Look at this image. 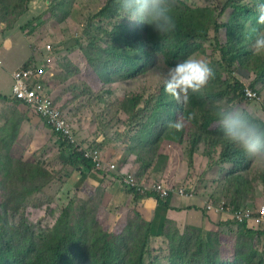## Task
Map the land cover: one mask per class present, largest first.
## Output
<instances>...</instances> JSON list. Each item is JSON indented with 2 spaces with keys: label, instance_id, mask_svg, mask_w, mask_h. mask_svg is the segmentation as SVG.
I'll list each match as a JSON object with an SVG mask.
<instances>
[{
  "label": "rangeland",
  "instance_id": "1",
  "mask_svg": "<svg viewBox=\"0 0 264 264\" xmlns=\"http://www.w3.org/2000/svg\"><path fill=\"white\" fill-rule=\"evenodd\" d=\"M106 3L107 0H0V94L10 99L9 103L0 99V129H4L0 134V156L11 155L13 160L39 164L52 176V181L30 195L20 208H15L14 203L8 206V224L22 227L21 222L25 221L33 227L30 233H10L7 243L12 250L18 249L24 239H30L33 232L36 240H41L43 232L55 224L62 209L70 204L79 208L82 201L73 194L60 197L64 194L61 182L72 184L74 178V170L70 171L64 164L67 156L61 151L60 136L33 110L14 105L11 100L13 72L28 60L34 63L38 58L39 63H44L49 44L56 51L54 100L63 108L78 143L84 148L96 149L100 159L116 164L117 171L110 176L126 174L122 176L136 178L148 188L155 184L174 189L185 187L196 192L195 200L204 199L203 210L204 206L207 209L210 199L216 205L222 202L228 205L230 199L242 207L237 210L228 205L234 211L257 209L264 199V161L249 156L251 166L244 174L252 192L245 197L240 193L230 194L229 199L213 197L211 192L224 174L217 165L221 148L213 140L223 133L217 121L211 124V130H216L211 133L203 124V116L206 122V116L214 115L213 106L217 102L235 106L264 123V51L257 53L253 49L255 33L264 25L258 24L254 15L242 16L234 27H228L229 19L236 18L239 11L256 9L257 0H171L176 14L184 12L186 20L191 18L202 23L196 29H200L203 36L179 57L154 50L152 47L157 48L154 42L143 47L147 34L136 33L147 24L124 15L111 20L106 18L99 12ZM119 22L128 24L133 33L127 48L125 42L129 35L121 34L124 28ZM218 24L226 25L219 28ZM113 46L122 48L126 56L117 59ZM189 56L206 59L213 75L201 89L189 90L187 99L183 96L177 99L164 89L167 69ZM235 80L243 84L245 93L251 89L257 97L236 102L234 92H227V85ZM200 94H204V98ZM135 96H140L137 104L133 102ZM161 115L162 121L158 119ZM149 121L168 128L158 135L156 132L152 141H144L143 134L140 137L137 132L143 127L146 130ZM177 122L181 123L179 129L175 127ZM245 166L244 162L239 164L240 169ZM117 181L123 183L121 178ZM241 185L246 186L244 177ZM8 195L9 190L0 187V215ZM98 201L99 197L94 198L89 205H98ZM50 208L57 210L56 215L50 213ZM137 218L131 234L138 237L143 234L139 224L151 223ZM221 223L224 226L212 231L211 244L220 259L228 264L227 260L235 255L233 247L239 243L232 238L237 225L217 220V224ZM112 228L115 233L111 234H123L120 228ZM127 237L132 240L131 236ZM200 237L204 239L202 231L182 221L168 219L164 234L149 240L147 263L170 264L169 258L175 255H181L180 261L185 259L182 262L187 263L195 245L200 244ZM258 248L259 253L264 252V246ZM259 256L254 258L253 264H257Z\"/></svg>",
  "mask_w": 264,
  "mask_h": 264
},
{
  "label": "trees",
  "instance_id": "2",
  "mask_svg": "<svg viewBox=\"0 0 264 264\" xmlns=\"http://www.w3.org/2000/svg\"><path fill=\"white\" fill-rule=\"evenodd\" d=\"M103 16L108 19L121 18L123 13L120 9L118 0H107L105 6L99 11ZM240 14H236V18L228 21V27H234L236 22L241 21V17L245 16L251 18L257 16L256 9H244L239 11ZM175 20L177 23L176 30L168 35L160 36L150 25L145 27H139L138 33L144 36L143 47L156 44L152 47L154 50L162 53L174 54L176 57L182 55L189 47L191 43L197 41L201 36L200 29H196L197 26L202 23L191 20H186L184 12L176 14L174 11ZM235 20V21H234ZM187 22V23H186ZM119 25L124 28L121 34L125 37L129 35L128 42H125V47L130 46V38L133 39L132 30L128 24L119 22ZM226 24H218L219 28L225 27ZM238 25H241L240 23ZM227 27V28H228ZM113 45V43L111 44ZM112 51L115 52L117 59H123L126 56V52L122 48L113 46ZM56 53V51H55ZM227 57L230 55L228 52ZM128 62V60H127ZM32 63L25 64L24 67L29 66ZM233 91L234 100L238 103L244 102V99H248L246 93L243 91V84L240 81L235 80L231 84L227 85V92ZM256 93L254 90H252ZM204 98V94H200ZM2 101H8L7 96L0 94ZM214 98L210 99L213 100ZM255 99V98H254ZM12 102L20 106L28 107L26 104L19 101V99L13 97ZM140 100V96L133 98L134 104H137ZM198 103H204L202 100H198ZM30 109V108H29ZM32 110V109H31ZM189 110V108H188ZM187 111V110H186ZM203 114L204 108H202ZM157 115V114H156ZM162 115L159 116V120L162 119ZM208 120L203 124L206 131L214 132L211 130V124L218 122L217 118L213 116H206ZM44 122L45 120L41 118ZM166 119V118H164ZM14 120V118H12ZM256 120V119H254ZM214 121V122H213ZM260 122L259 120H256ZM15 126V122H12ZM263 123V122H261ZM46 126L53 131V129ZM162 123H156V125L149 121V127L141 128L137 134H141L144 141H152L155 133H163L168 127H162ZM157 128V129H156ZM156 129L155 131H153ZM4 130V129H3ZM0 129V134L3 132ZM222 130V128H221ZM146 133H145V132ZM218 131V130H217ZM54 132V131H53ZM220 132V131H219ZM61 138V151L65 153L66 160L64 164L67 167L84 172L91 171L94 168V164L91 159L84 157V152L79 151L75 147V143L68 136H64L60 133H56ZM216 140H213L217 147L221 148L219 152V160L217 165L222 167L223 177L216 183V187L211 194L218 199L232 198L230 194L240 193L242 197H245L249 192H252V186L248 184V177L244 174L250 169L248 156L238 150V147L234 144L228 143L223 139V136L219 135ZM177 138V135H175ZM219 138H221L219 140ZM9 153V152H8ZM246 163L244 169L239 168L240 163ZM229 165H233L231 170L228 168V172L225 170ZM238 174H242L246 186H242V177ZM116 175V174H114ZM122 175L116 176L122 178ZM0 187L2 190H9V199L3 205V213L0 215V264H148L147 263V245L151 237H159L164 234L165 226L168 221L167 213L171 209L169 199H162L156 193H147L148 197H155L158 201L156 209V216L151 224L141 223L139 224V230L143 232L138 237L136 234H131L134 231L133 225L135 220L142 221V215L137 214L136 218L132 222H128L124 231L125 235H113L104 229L100 221L98 220V212L101 202L98 201V205L94 204L92 207L91 200L85 201L82 199L81 206L75 208L70 204L67 208L62 209L60 216H57L55 224L50 229L44 231V235L41 236V240L37 241L34 236V232L31 234L30 239H24L18 249L12 250L8 243L7 238L11 237L10 233H30L32 226L28 225L25 221L21 222V226H14L8 224L6 221V215L9 211V205L14 203L15 208H20L28 197L35 192L41 191L45 185L52 181V176L49 170L45 167L22 160H13L11 155L5 157L0 156ZM139 181V180H138ZM10 183V184H8ZM129 188V187H128ZM137 196H140L135 190L131 189ZM254 191V189H253ZM196 194V192L194 191ZM145 195V196H146ZM197 195V194H196ZM144 196V195H143ZM144 196V197H145ZM81 199V198H80ZM262 203V202H261ZM254 209L255 214H259L258 211L261 207ZM230 206L239 210L242 207L235 205L230 199ZM226 207V205H225ZM51 214L56 215L57 210L50 208ZM189 209H192L190 207ZM93 213L94 217H90ZM144 219V218H143ZM145 220V219H144ZM231 224L237 225L236 230L232 234V238L239 242L233 247L232 259L227 260L228 264H253L254 258L259 256L257 264H264V252L259 253L260 246H264V225L259 226L250 222H240L236 220L228 221ZM224 226L223 223L218 224V228ZM194 229H198L204 233V239H200V244L195 245V249L192 252L191 259L184 263L181 255H175L169 258L170 264H225L220 254L215 252L212 247L213 232L205 231L196 226ZM42 228H39L40 230ZM239 231V232H238ZM127 236H131L132 240H129ZM24 237H26L24 235ZM242 237V239H241ZM28 238V237H26ZM27 241L26 245H24ZM207 243H206V242Z\"/></svg>",
  "mask_w": 264,
  "mask_h": 264
},
{
  "label": "clouds",
  "instance_id": "3",
  "mask_svg": "<svg viewBox=\"0 0 264 264\" xmlns=\"http://www.w3.org/2000/svg\"><path fill=\"white\" fill-rule=\"evenodd\" d=\"M118 3L124 16L132 21L150 25L160 36L176 30L177 23L171 0H118ZM256 13L257 23L264 25V0H257ZM253 49L257 53L264 51V28L256 31ZM212 75V68L206 59L189 56L168 67L164 89L177 99L181 96L187 99L189 90L201 89ZM213 114L222 128L223 139L226 142L234 144L253 160L264 161V123L250 118L235 106L221 102L214 104ZM175 127L179 129L181 123L177 122ZM75 147L84 148L78 140Z\"/></svg>",
  "mask_w": 264,
  "mask_h": 264
},
{
  "label": "built area",
  "instance_id": "4",
  "mask_svg": "<svg viewBox=\"0 0 264 264\" xmlns=\"http://www.w3.org/2000/svg\"><path fill=\"white\" fill-rule=\"evenodd\" d=\"M47 49L49 53L46 54L44 63H39L38 58H35L34 63L27 67H22L13 73L14 84L12 94L13 97L26 104L28 106L27 108L32 109L40 118H43L48 126L53 129L54 133L68 136L75 143L76 137L73 128L64 110L54 100L52 83L57 73L55 50L50 44L47 46ZM53 57L55 58L54 61L52 60ZM246 95L249 99L257 97V94L251 89L246 90ZM78 150L84 152L86 159L92 160L95 165L93 172L102 177L111 175V172L116 173V164L100 159L99 152L96 149L78 147ZM123 183L140 195L156 193L163 199L169 198L174 194L181 197L186 196L191 199L196 197L194 192H190L185 187L174 189L168 188L163 184H155L151 188H148L131 176L123 177ZM261 202V207L258 211L259 214H254L251 210L234 211L228 205L225 207L224 202L216 205L211 199L207 202V209L216 213H224L226 211L228 215L240 222L247 221L254 222L257 225H264V199Z\"/></svg>",
  "mask_w": 264,
  "mask_h": 264
},
{
  "label": "crops",
  "instance_id": "5",
  "mask_svg": "<svg viewBox=\"0 0 264 264\" xmlns=\"http://www.w3.org/2000/svg\"><path fill=\"white\" fill-rule=\"evenodd\" d=\"M29 63L30 61L28 60L20 65V67ZM6 102L9 103V101ZM1 104L0 100V105ZM3 105L6 106L4 103ZM72 169L73 168L70 167V171ZM88 172L75 169V171L72 172L74 174L72 181L73 183L76 182V185L62 181L61 185H64V194H60V197L73 194L85 201L99 197L101 204L98 212V220L104 229L111 233H115L112 228L113 226L124 231L126 224L130 221H134L137 214L142 215L147 222H153L158 206V201L155 200V197L137 196L130 188L117 181V179H119L117 176L99 178L97 173L94 175L93 171ZM195 198L191 199L186 196L181 197L177 194L166 198L169 199L171 206V209L167 213V218L169 220L182 221L187 225L196 226L205 231L218 230L217 220L221 219L226 222L236 220L228 215L226 211H224V213H216L209 211L205 206L203 210L202 206L204 205V199L195 200ZM190 207H192V209H189ZM244 210H251L255 214L252 208ZM250 223L255 224L254 222ZM259 226L261 227L263 225Z\"/></svg>",
  "mask_w": 264,
  "mask_h": 264
}]
</instances>
